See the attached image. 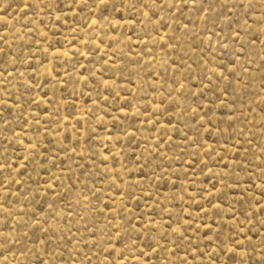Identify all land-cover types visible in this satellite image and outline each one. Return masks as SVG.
Wrapping results in <instances>:
<instances>
[{
	"label": "rangeland",
	"instance_id": "1",
	"mask_svg": "<svg viewBox=\"0 0 264 264\" xmlns=\"http://www.w3.org/2000/svg\"><path fill=\"white\" fill-rule=\"evenodd\" d=\"M0 264H264V0H0Z\"/></svg>",
	"mask_w": 264,
	"mask_h": 264
}]
</instances>
